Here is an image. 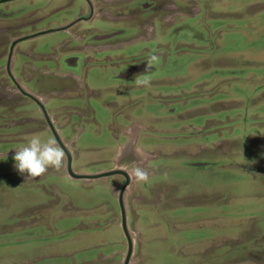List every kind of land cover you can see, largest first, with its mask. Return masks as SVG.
Here are the masks:
<instances>
[{
    "label": "rangeland",
    "instance_id": "1",
    "mask_svg": "<svg viewBox=\"0 0 264 264\" xmlns=\"http://www.w3.org/2000/svg\"><path fill=\"white\" fill-rule=\"evenodd\" d=\"M51 3L0 4V105L11 102L5 64L12 39L47 24L10 29L43 19L56 7ZM187 6V31L167 29V42L168 35L159 37L150 88L134 83L153 54L137 42L143 51L136 57L122 61L114 53L106 73L97 66L85 72L100 93L89 117L57 128L77 173L128 171L133 163L149 171L148 182L130 179L124 194L134 242L129 264H264V0H188ZM180 17L170 15L167 24ZM59 38L26 40L16 54L47 51ZM107 74L105 81L93 78ZM4 116L0 264H124L119 193L127 177L77 180L63 167L27 179L14 167L15 149L33 135L54 137L43 124Z\"/></svg>",
    "mask_w": 264,
    "mask_h": 264
},
{
    "label": "flooded vegetation",
    "instance_id": "2",
    "mask_svg": "<svg viewBox=\"0 0 264 264\" xmlns=\"http://www.w3.org/2000/svg\"><path fill=\"white\" fill-rule=\"evenodd\" d=\"M49 1L56 7L46 17L10 29L15 32L39 23L47 24L36 34H19L12 39L5 64V72L12 84L7 88L11 102L0 105V113L15 123L43 124L55 139L58 136L64 144V169L72 178L68 168L77 171L73 168L74 157L57 127L76 125L88 119L96 94L100 93L91 86L89 74L85 72L94 66L100 73L104 72L114 53H120L122 61L130 56L136 57L143 51L140 50L142 45H135L137 42L147 43L144 49L158 55L163 47L159 37L168 35L165 42L171 41L169 34H165L167 29L177 33L187 31L190 8L188 0H69L66 5L60 3L58 6L60 0ZM1 3L6 2L0 0ZM171 11L177 12L171 14ZM170 15L182 18L178 19L179 22L174 18L173 23L167 24ZM51 34H60V38L53 41L47 51L35 53L23 49L20 55L16 54L22 42ZM128 47L129 50L133 48L134 54H128ZM107 76L93 78L105 81ZM117 175L124 177V174ZM235 264L249 263L240 260Z\"/></svg>",
    "mask_w": 264,
    "mask_h": 264
},
{
    "label": "clouds",
    "instance_id": "3",
    "mask_svg": "<svg viewBox=\"0 0 264 264\" xmlns=\"http://www.w3.org/2000/svg\"><path fill=\"white\" fill-rule=\"evenodd\" d=\"M159 56L152 54L146 60L145 74L137 75L134 83L138 87L150 88L152 76L151 69L159 63ZM14 167L21 174H27V179H36L48 173L49 169L60 171L65 165V150L54 138L42 139L33 135L21 147L15 149L13 156ZM130 179L135 183H146L150 173L147 169L133 163L128 169Z\"/></svg>",
    "mask_w": 264,
    "mask_h": 264
},
{
    "label": "water",
    "instance_id": "4",
    "mask_svg": "<svg viewBox=\"0 0 264 264\" xmlns=\"http://www.w3.org/2000/svg\"><path fill=\"white\" fill-rule=\"evenodd\" d=\"M7 1H10V0H2V2H7ZM39 35L40 34H38V36ZM34 37L35 36H31L30 38H34ZM52 129L54 130V128H52ZM54 132L57 136L58 133L56 131H54ZM56 138H57L56 139L57 143H59L60 146L63 147L64 144L62 143V141L59 140L58 136ZM70 160H71V156H69V161ZM68 170H69L70 176L72 178H75V179L98 180V179L107 178V177H110L112 175H117V174H124L127 177V182L121 188V191L119 193V200H120V204L122 207V214H123V217H122L123 221L121 222V226H122L124 234L128 240V254H127V258H126V261L124 262V264H129L130 258L132 256V253L134 250V242H133V238L130 234V231L128 229V219H127V213H126L125 202H124V194L126 192L127 186L130 184V177H129L128 172L122 171V170L121 171L120 170H112V171L100 172V173H96V174H80V173L73 171L71 167H69Z\"/></svg>",
    "mask_w": 264,
    "mask_h": 264
},
{
    "label": "bare ground",
    "instance_id": "5",
    "mask_svg": "<svg viewBox=\"0 0 264 264\" xmlns=\"http://www.w3.org/2000/svg\"><path fill=\"white\" fill-rule=\"evenodd\" d=\"M126 193H128V190H126Z\"/></svg>",
    "mask_w": 264,
    "mask_h": 264
}]
</instances>
